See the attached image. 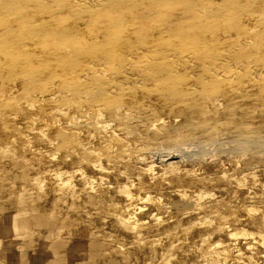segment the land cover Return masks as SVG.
Returning a JSON list of instances; mask_svg holds the SVG:
<instances>
[{"label": "bare ground", "instance_id": "6f19581e", "mask_svg": "<svg viewBox=\"0 0 264 264\" xmlns=\"http://www.w3.org/2000/svg\"><path fill=\"white\" fill-rule=\"evenodd\" d=\"M0 209L51 264H264V0H0Z\"/></svg>", "mask_w": 264, "mask_h": 264}, {"label": "crops", "instance_id": "0c3cea01", "mask_svg": "<svg viewBox=\"0 0 264 264\" xmlns=\"http://www.w3.org/2000/svg\"><path fill=\"white\" fill-rule=\"evenodd\" d=\"M3 216L4 219H2ZM0 225L6 226L4 231L0 233V264H50L48 257L51 254H47L48 248L45 238H37L34 245L31 248H26V250L18 247L27 241L25 220L23 222L17 219L10 209H0Z\"/></svg>", "mask_w": 264, "mask_h": 264}, {"label": "rangeland", "instance_id": "374dc122", "mask_svg": "<svg viewBox=\"0 0 264 264\" xmlns=\"http://www.w3.org/2000/svg\"><path fill=\"white\" fill-rule=\"evenodd\" d=\"M199 217H196V220L198 219ZM0 233H1V231H0ZM77 236V237H76ZM80 236H83V237H80ZM40 237H43L44 238V236L43 235H37V236H35L34 237V239H33V242H31L30 240H29V238H27V241H26V243H24V244H22L21 245V247L20 248H22L23 250H26V248H31L33 245H34V242H35V240L37 239V238H40ZM88 238V235H87V232L86 231H81V232H78V234H75L74 235V239H73V241L72 242H76V244H82V247H85V242L87 241V240H85V239H87ZM80 239V240H79ZM84 239V241H82V240ZM47 240V239H46ZM75 240V241H74ZM77 240V241H76ZM29 241V242H28ZM48 241V240H47ZM79 241H81V242H79ZM28 242V243H27ZM31 242V243H30ZM84 245V246H83ZM80 247V246H79ZM47 254H49V250L47 251ZM49 258V260H48V263H53V262H51L50 261V257H48ZM23 259L25 260V257H23ZM1 263V262H0ZM77 264H80V263H78V262H76ZM229 263H230V261H229Z\"/></svg>", "mask_w": 264, "mask_h": 264}]
</instances>
